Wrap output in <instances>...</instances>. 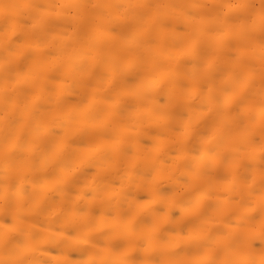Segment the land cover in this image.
<instances>
[{"label":"clouds","instance_id":"obj_1","mask_svg":"<svg viewBox=\"0 0 264 264\" xmlns=\"http://www.w3.org/2000/svg\"><path fill=\"white\" fill-rule=\"evenodd\" d=\"M0 264H264V0H0Z\"/></svg>","mask_w":264,"mask_h":264},{"label":"bare ground","instance_id":"obj_2","mask_svg":"<svg viewBox=\"0 0 264 264\" xmlns=\"http://www.w3.org/2000/svg\"><path fill=\"white\" fill-rule=\"evenodd\" d=\"M163 102V100L161 101ZM165 191H167V189H165ZM174 215H179L178 212L174 213ZM256 246L258 247L259 246V242H257ZM52 254H57L58 251H59V248L58 247H52V248H49L48 249ZM70 256L72 259H79V258H82V253L80 251H73L72 253H70Z\"/></svg>","mask_w":264,"mask_h":264}]
</instances>
